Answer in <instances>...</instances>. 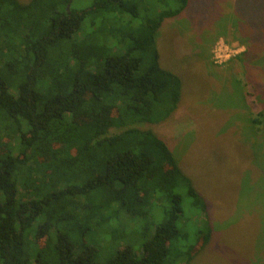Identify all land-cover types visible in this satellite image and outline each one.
Here are the masks:
<instances>
[{
    "label": "trees",
    "instance_id": "trees-1",
    "mask_svg": "<svg viewBox=\"0 0 264 264\" xmlns=\"http://www.w3.org/2000/svg\"><path fill=\"white\" fill-rule=\"evenodd\" d=\"M138 1L0 0V264H190L207 241L179 229L184 195L205 202L142 128L179 102L155 39L188 0Z\"/></svg>",
    "mask_w": 264,
    "mask_h": 264
},
{
    "label": "rangeland",
    "instance_id": "rangeland-1",
    "mask_svg": "<svg viewBox=\"0 0 264 264\" xmlns=\"http://www.w3.org/2000/svg\"><path fill=\"white\" fill-rule=\"evenodd\" d=\"M155 40L160 64L181 79V96L170 117L142 128L168 144L205 202L198 216L183 197L181 232L210 228L190 264H264V0H188ZM164 207L152 216L161 220ZM176 240L178 250L188 244Z\"/></svg>",
    "mask_w": 264,
    "mask_h": 264
},
{
    "label": "built area",
    "instance_id": "built-area-1",
    "mask_svg": "<svg viewBox=\"0 0 264 264\" xmlns=\"http://www.w3.org/2000/svg\"><path fill=\"white\" fill-rule=\"evenodd\" d=\"M217 57H220V56H217Z\"/></svg>",
    "mask_w": 264,
    "mask_h": 264
}]
</instances>
